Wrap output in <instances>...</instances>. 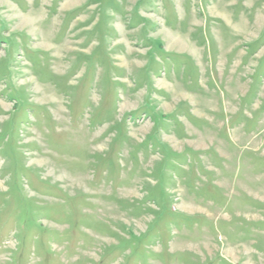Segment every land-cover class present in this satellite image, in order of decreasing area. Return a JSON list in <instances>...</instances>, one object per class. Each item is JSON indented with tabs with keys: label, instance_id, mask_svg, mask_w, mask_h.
<instances>
[{
	"label": "rangeland",
	"instance_id": "rangeland-1",
	"mask_svg": "<svg viewBox=\"0 0 264 264\" xmlns=\"http://www.w3.org/2000/svg\"><path fill=\"white\" fill-rule=\"evenodd\" d=\"M0 264H264V0H0Z\"/></svg>",
	"mask_w": 264,
	"mask_h": 264
},
{
	"label": "crops",
	"instance_id": "crops-1",
	"mask_svg": "<svg viewBox=\"0 0 264 264\" xmlns=\"http://www.w3.org/2000/svg\"><path fill=\"white\" fill-rule=\"evenodd\" d=\"M238 22H239V21H238ZM239 23H240V22H239ZM239 23H238V24H239ZM258 70H259V66L257 67V73H258Z\"/></svg>",
	"mask_w": 264,
	"mask_h": 264
}]
</instances>
